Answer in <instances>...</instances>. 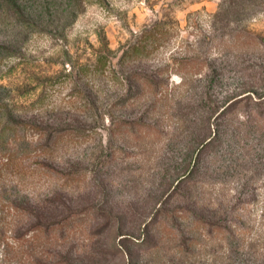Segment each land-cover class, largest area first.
Here are the masks:
<instances>
[{
	"label": "rangeland",
	"instance_id": "rangeland-1",
	"mask_svg": "<svg viewBox=\"0 0 264 264\" xmlns=\"http://www.w3.org/2000/svg\"><path fill=\"white\" fill-rule=\"evenodd\" d=\"M25 1L41 19L0 21V264H264V0Z\"/></svg>",
	"mask_w": 264,
	"mask_h": 264
},
{
	"label": "trees",
	"instance_id": "trees-1",
	"mask_svg": "<svg viewBox=\"0 0 264 264\" xmlns=\"http://www.w3.org/2000/svg\"><path fill=\"white\" fill-rule=\"evenodd\" d=\"M41 0H35L34 2H39ZM25 0H0V21H6V23H9L10 21H13V19L15 20L14 25L20 29H24L25 27L27 28L28 26H30L31 23H34L35 21L41 19L40 16L37 14L36 9L31 8L30 5H26ZM33 19V20H32ZM31 20V21H30ZM19 23H18V22ZM24 23V24H21ZM17 24V25H16ZM29 24V25H28ZM12 47L13 45H7V42H5V44L0 41V47ZM9 50V49H8ZM37 129H41L48 132L49 136L53 137V142H55V140H57L58 138H60V136L64 135V133L66 131H68L67 129H63L61 127H54L56 129L54 130H48L45 128L40 127L39 125H36ZM37 131V130H36ZM42 132V131H41ZM55 133V135H54ZM160 215V214H159ZM156 217V219L154 220V222L152 223H160V218ZM1 215H0V244L4 242V245H9V242H5L6 240L3 239L4 235H5V229L4 226L5 224H3V222L1 221ZM68 216H64L62 218L67 219ZM60 218V219H62ZM60 219H55L52 222H55L57 220ZM199 222L202 223H208L211 224L209 220L204 219V218H198L197 219ZM50 222H45L43 220H38L37 222H35L33 225L30 226V228H39V227H43L45 224H49ZM54 223V224H55ZM222 225L221 224H217V228H220ZM24 233L19 234L18 236V240H21L23 237ZM37 264H41L39 261L36 262Z\"/></svg>",
	"mask_w": 264,
	"mask_h": 264
}]
</instances>
